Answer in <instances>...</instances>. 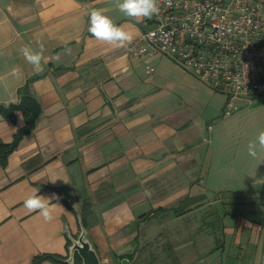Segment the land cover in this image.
Masks as SVG:
<instances>
[{
  "label": "crops",
  "instance_id": "obj_1",
  "mask_svg": "<svg viewBox=\"0 0 264 264\" xmlns=\"http://www.w3.org/2000/svg\"><path fill=\"white\" fill-rule=\"evenodd\" d=\"M94 8L133 40L146 29V18L124 16L114 0H0V105L31 95L41 108L0 166V264L66 257V229L80 232L72 207L100 264H264V156L250 157L249 142L209 148L203 112L217 113L225 99L166 57L144 63L127 46L96 41ZM37 39L40 73L19 53L38 49ZM13 67L20 80L8 75ZM29 115L0 112V143L12 144ZM33 190L60 197L51 221L23 206ZM160 215L170 223L166 254L155 239Z\"/></svg>",
  "mask_w": 264,
  "mask_h": 264
},
{
  "label": "built area",
  "instance_id": "obj_2",
  "mask_svg": "<svg viewBox=\"0 0 264 264\" xmlns=\"http://www.w3.org/2000/svg\"><path fill=\"white\" fill-rule=\"evenodd\" d=\"M159 9L130 55L166 57L225 95L223 117L264 95V0H159Z\"/></svg>",
  "mask_w": 264,
  "mask_h": 264
},
{
  "label": "clouds",
  "instance_id": "obj_3",
  "mask_svg": "<svg viewBox=\"0 0 264 264\" xmlns=\"http://www.w3.org/2000/svg\"><path fill=\"white\" fill-rule=\"evenodd\" d=\"M114 6L124 16L137 22L144 18L151 19L160 10L159 0H114ZM88 25V32L96 41L103 42L113 48L126 47L134 39L133 33L126 31L123 26L115 23L110 16L105 14L104 9H92L88 14ZM36 43L39 45L38 49L25 45L19 49V53L34 72L40 73L44 70L42 61L45 49L39 39H37ZM66 51L70 52L71 50L67 49ZM8 75L20 80L22 72L18 68L13 67ZM4 79L5 77H0V82ZM12 95L14 96V93ZM9 103H16V101L12 99ZM247 152L252 158L264 156V130L260 131L254 140L249 141ZM145 194L150 195L147 190ZM59 199L60 197L55 193L46 197L39 195L37 190H33L23 200V206L28 212L38 213L45 222H49L53 219L55 207H60L58 203L53 204L51 201H59Z\"/></svg>",
  "mask_w": 264,
  "mask_h": 264
},
{
  "label": "rangeland",
  "instance_id": "obj_4",
  "mask_svg": "<svg viewBox=\"0 0 264 264\" xmlns=\"http://www.w3.org/2000/svg\"><path fill=\"white\" fill-rule=\"evenodd\" d=\"M213 92L221 95V97L225 99V95L215 91ZM208 103L210 102L208 101ZM249 109H251L250 112L248 111ZM215 112L216 111H214L213 113H206V111L203 112V115H207L206 120L213 129V131L210 134L208 133L207 135L208 139H211V143L206 144L209 145V148L215 149L218 145L230 147L238 144H244L246 142L254 140L259 132L264 130V95L253 98L250 103L239 101L238 109L228 117H223V108L217 113ZM214 113L216 114L215 116L213 115ZM236 115H238V118L234 119ZM218 131L221 133L219 140H217L216 138V134ZM214 197L217 198L215 195ZM211 198H213V196ZM208 207V211L215 210V206L213 204H210ZM229 210L233 211V208H230ZM230 215L231 214H229V216ZM163 218L164 216L160 215L158 216L156 221H162ZM162 222V233L157 235L155 239L159 238L160 236L159 240L162 241L160 247L162 249V253L166 254L169 251V248L167 247L168 245L165 240L168 239L167 229L169 228L170 223L169 221L166 222L164 220ZM194 222L196 224H199L200 219L196 217ZM215 224L216 223L212 221L207 222V227H209L210 232H213V230H215ZM199 233V230H194L192 235L194 236V238H196ZM158 259L157 261L160 262V264H173L172 262H170V259H168L169 262L167 261V257L160 258L159 260Z\"/></svg>",
  "mask_w": 264,
  "mask_h": 264
},
{
  "label": "water",
  "instance_id": "obj_5",
  "mask_svg": "<svg viewBox=\"0 0 264 264\" xmlns=\"http://www.w3.org/2000/svg\"><path fill=\"white\" fill-rule=\"evenodd\" d=\"M25 111L30 113L26 119V126L18 131L12 142V146H15L24 135L31 132L34 128L35 120L40 114L41 108L37 100L31 95H22L19 101L11 103L7 106L0 105V112L7 117H13L15 112L24 113ZM72 209L77 215L80 232L77 237H73L66 229L65 233L70 244L67 247V256L62 260V262L65 264H74L75 256L77 255L81 259L82 264H100L97 253L86 236V230L82 223L80 214L75 207H72Z\"/></svg>",
  "mask_w": 264,
  "mask_h": 264
},
{
  "label": "trees",
  "instance_id": "obj_6",
  "mask_svg": "<svg viewBox=\"0 0 264 264\" xmlns=\"http://www.w3.org/2000/svg\"><path fill=\"white\" fill-rule=\"evenodd\" d=\"M23 91H26V90L24 89ZM13 149L14 147L12 146V144L0 143V166L1 167L6 166L7 158ZM69 244L70 242L68 241L67 247ZM64 258L65 257H61L58 255H42V256L35 257L32 264H40L42 261H45V260L51 261L56 264H65L62 262ZM74 264H82L81 259L77 255L75 256Z\"/></svg>",
  "mask_w": 264,
  "mask_h": 264
}]
</instances>
